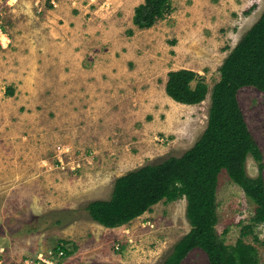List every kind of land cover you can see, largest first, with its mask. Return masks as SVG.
Listing matches in <instances>:
<instances>
[{
  "label": "rangeland",
  "instance_id": "1",
  "mask_svg": "<svg viewBox=\"0 0 264 264\" xmlns=\"http://www.w3.org/2000/svg\"><path fill=\"white\" fill-rule=\"evenodd\" d=\"M32 1L22 3L24 25L35 23L37 29L52 31L57 42L69 43L70 37L85 52L89 48L85 63L93 51L108 53L117 80L98 87L108 95L95 110L99 113H89L80 89L85 92L90 84H73L74 74L83 80L82 62L72 69L63 61L42 62L22 46L28 36L12 35L0 22L4 264L37 262L39 256L52 264H159L190 230L185 199L160 201L116 228L95 223L81 206L108 199L115 179L126 172L179 156L195 143L207 125L218 68L259 19L264 0H172L173 12L148 29L133 24L134 10L144 0H63L58 6L52 0ZM37 37L42 40L39 33L33 39ZM181 68L198 72L207 83L209 93L201 103L183 105L165 93L168 72ZM237 98L263 156L262 171L251 157L246 171L251 177L261 173L264 180V92L245 86ZM217 203V232L226 244H234L254 206L224 170L218 177ZM67 209L78 210V218L55 225L56 212ZM244 240L257 248L258 264H264V225L254 227V235ZM60 241L77 250L50 255ZM181 264L209 261L194 248Z\"/></svg>",
  "mask_w": 264,
  "mask_h": 264
},
{
  "label": "trees",
  "instance_id": "2",
  "mask_svg": "<svg viewBox=\"0 0 264 264\" xmlns=\"http://www.w3.org/2000/svg\"><path fill=\"white\" fill-rule=\"evenodd\" d=\"M173 10L172 0H144L134 10L133 24L138 29L151 28ZM218 71L219 80L210 90L206 128L190 148L179 156L126 172L115 179L108 199L91 200L81 206L95 223L116 228L142 216L160 201L185 199L190 230L159 264H181L194 248L206 254L209 264L259 263L257 248L244 238L254 235V227L264 225V180L261 173L256 177L248 175L246 163L251 157L262 171L263 156L248 128L237 92L245 86L264 92V11L227 54ZM165 93L177 103L195 105L205 100L209 88L198 72L181 68L168 72ZM223 170L254 206L250 223L242 226L234 244H226L216 229L217 185ZM77 211H57L55 225L76 220ZM53 250L68 256L77 246L60 241Z\"/></svg>",
  "mask_w": 264,
  "mask_h": 264
},
{
  "label": "crops",
  "instance_id": "3",
  "mask_svg": "<svg viewBox=\"0 0 264 264\" xmlns=\"http://www.w3.org/2000/svg\"><path fill=\"white\" fill-rule=\"evenodd\" d=\"M36 1L39 2L40 0L39 1L36 0ZM36 1L33 0L32 2H36ZM24 2L25 0H0V3L5 5L4 10H0L1 28H4V30L8 31L10 34L14 36H19V35H23V37L28 36L29 41L23 42L22 46L27 47L31 52H36V54L40 56L42 62L43 59H46L47 61L50 60V63H52V61L53 63H59V61H63L67 63L68 66L71 67V69L77 63L82 62V64L86 66L85 69L84 66L82 67V70H84L83 80L76 79V74H74L73 84L78 82H85V84H90V87L86 86L85 92H83L80 89L81 93H83L84 96L82 100L83 108L89 113L90 111L91 113H95V114L99 113L98 111L95 110L98 109L99 103L101 102L103 97L108 95V93L101 91L100 88L98 87L100 86L103 87L106 83H110L111 81L117 80L114 71L111 68L113 62L111 59L108 58V53L105 54V52L104 53L100 52V54H97L96 52L93 51V58L88 63H85L84 59L90 53L89 48H87L85 52V50L82 47H78L75 44V42H72L71 41L72 39L70 37H67L70 44L64 41L57 42L55 41L54 38H51V35L53 33L52 31L51 32L47 31L48 30L47 28L37 29L35 23H33L31 26L24 25L23 22L25 21V19H27V17L23 16L20 13L22 3ZM52 2L56 4V6H58L59 3L63 2V0H59V1L52 0ZM7 12H11L12 14L8 13L7 15ZM46 12H47V8L45 13ZM1 28H0V32L3 33ZM38 33L42 36L41 41H39L38 37L37 40L33 39V36L34 35L37 36ZM7 38L9 39V41H11V38H9L8 35ZM16 83L18 84V86H20L21 84V82H16ZM92 83H96L95 89H93L94 86ZM14 87H16L15 83H14ZM85 106H87V108Z\"/></svg>",
  "mask_w": 264,
  "mask_h": 264
},
{
  "label": "built area",
  "instance_id": "4",
  "mask_svg": "<svg viewBox=\"0 0 264 264\" xmlns=\"http://www.w3.org/2000/svg\"><path fill=\"white\" fill-rule=\"evenodd\" d=\"M3 254H4L3 249L0 248V264H4V260L2 259V257H4ZM50 255H58L59 257H62L63 252L58 251L57 253H55L51 250ZM25 264H52V263L39 256L37 262H25Z\"/></svg>",
  "mask_w": 264,
  "mask_h": 264
}]
</instances>
